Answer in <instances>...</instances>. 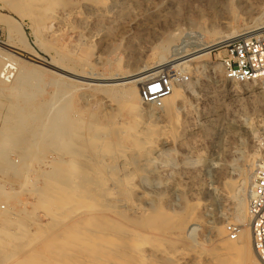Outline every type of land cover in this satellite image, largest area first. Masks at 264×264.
I'll use <instances>...</instances> for the list:
<instances>
[{
  "label": "rangeland",
  "instance_id": "374dc122",
  "mask_svg": "<svg viewBox=\"0 0 264 264\" xmlns=\"http://www.w3.org/2000/svg\"><path fill=\"white\" fill-rule=\"evenodd\" d=\"M63 2L49 1L45 13L33 12L29 18L25 14L30 8L9 10L0 0V42L11 41L22 51L58 61V66L76 73L120 79L135 69L156 66L163 55L171 60L199 44L218 45L226 34L264 26V0ZM218 46L207 61L192 59L190 69L170 63L161 71L181 91L176 98H163L161 106L145 98V87L135 99L124 90L129 84L108 85L104 91L93 85L82 87L19 55L13 66L19 65L24 73L13 76L15 68L11 69L7 81L0 83V131L4 138L20 135L25 149L34 136L41 145L29 155L0 145V185L7 188L0 192V205H5L0 208V264H130L118 249L105 248L104 231L99 232L112 230L110 221L121 224L122 232L111 231L117 233L116 244L127 251L139 245L144 259L137 264H213L207 250L215 248L218 234L228 236L227 225L241 230L237 214L247 200L244 178L252 159L258 163L264 157V79H224ZM4 61L0 59V66ZM182 74L187 80H180ZM111 88L112 95L107 92ZM117 91L123 92L120 97L114 95ZM135 113L157 126L171 124L170 128L134 148L130 139L137 126ZM125 126L130 131L118 141L120 131L126 134ZM15 137L8 140L12 146ZM103 141L110 144L97 153ZM81 147L83 153H76ZM120 147L133 170L131 193L123 194L121 188L125 177L117 156ZM73 156L81 164L62 175L71 195L54 218L34 191L44 190L54 167ZM28 169L36 173L26 176ZM97 172L108 174V179L96 190L89 179ZM113 179L120 183L114 185ZM108 187L119 198L111 197ZM95 240L100 245L96 249ZM233 241H241V235ZM241 259L249 264L245 256Z\"/></svg>",
  "mask_w": 264,
  "mask_h": 264
},
{
  "label": "bare ground",
  "instance_id": "6f19581e",
  "mask_svg": "<svg viewBox=\"0 0 264 264\" xmlns=\"http://www.w3.org/2000/svg\"><path fill=\"white\" fill-rule=\"evenodd\" d=\"M1 1H4L7 5V7L9 8V10H14V11H22L24 10L25 8H30L31 11L28 13V14H25V16L29 17V18H32V14L33 12H39V13H45L47 11V6L49 4V1H52V3H60V0H1ZM63 2V0H62ZM63 5H64V2H63ZM65 7V5H64ZM27 10V9H26ZM25 11V10H24ZM261 13V12H260ZM93 14V13H92ZM59 16V15H58ZM258 16V15H257ZM31 20V19H30ZM261 24V23H260ZM17 27V26H16ZM16 30V29H15ZM262 30H264V26H261V27H258V28H255V29H251L249 31H246L244 33H240V34H233V33H229V34H226L224 36V38L219 42L220 44L222 43H226L228 42L231 38H234L236 36H246V35H249V34H256V33H259L261 32ZM10 39V38H9ZM37 42V41H36ZM12 42H0V59H4L5 61L2 62V65L0 66V83L1 82H6L10 75H11V69H14L15 68V73H13L12 75L14 76L16 73L17 74H23L24 73V70L19 66L17 65V67L13 66L14 64H16V61H18L19 59V55L20 56H23L25 59H30L31 61H34L36 63L39 64V67H42V66H46V67H49L51 70L55 71L58 73V77L62 80H67L68 82H76L77 85H93L94 88L96 87V89L98 90H103L106 89L104 88L105 86H108V85H111V87H115V86H118V85H125V84H129V86L124 89L125 92H127L126 94L129 95L130 98H134L140 94V90H143V87H146L145 85V82L149 79H153L151 78L152 76L154 75H159L161 73L162 70L166 69L165 67H167L168 65H172L170 63H173L172 67H179L181 69H188L189 67V62L192 60V59H195V58H202L203 61H207L208 57H209V53L211 52V49L215 46H218V45H209V44H199L198 47L196 49H194L193 51H190V52H187V53H179L177 56L173 57L171 60H166V58L164 57V55L162 56L160 54V57H161V60L160 62L154 67L152 66V68H147V69H141V70H133L132 73L129 74V76L125 77V78H100V77H90V76H87V75H83V74H80V73H76L74 71H70L72 69H65L64 67L62 66H58L60 64H57L58 61H55L53 59H50L49 61H46V60H43L33 54L30 53H27L26 51H22L20 50L19 48H16L13 46V43L11 44ZM16 49V50H15ZM33 52V51H32ZM3 54L4 55H8V57H3ZM21 60V59H20ZM52 60V61H51ZM58 60V59H57ZM200 62V61H199ZM30 63V62H29ZM208 64V63H207ZM191 66V65H190ZM203 66V65H202ZM37 71L36 72H39L40 68L35 66ZM171 67V68H172ZM48 69V68H47ZM190 69V68H189ZM11 70V71H10ZM45 70V69H44ZM49 70V69H48ZM168 70V69H167ZM185 70V71H186ZM50 71V70H49ZM164 72V71H163ZM169 72V71H168ZM92 74V73H90ZM95 74V73H94ZM93 74V75H94ZM165 74V72H164ZM98 76V74L96 75ZM155 76V78H156ZM57 77V78H58ZM172 78V77H171ZM259 79H264V77H260ZM58 80V79H57ZM19 82V79L17 80V82H15V85L18 84ZM57 83V82H56ZM65 83V82H64ZM63 83V84H64ZM68 84V83H65V85ZM64 86V85H63ZM68 86V85H66ZM90 86V87H91ZM81 87V88H82ZM109 87V86H108ZM76 88V87H75ZM1 89H3V87H1ZM7 89L9 91H11V87H7ZM114 89V88H113ZM112 88L111 89H107V92L109 94H113L114 93V90ZM95 90V89H94ZM182 90V89H181ZM111 91V92H110ZM65 92V91H64ZM63 92V93H64ZM118 92V91H117ZM123 93V92H122ZM121 91L118 92L117 94L115 93L114 95L116 96H121L122 95ZM108 95V94H107ZM181 95V91L179 88H176L174 87L173 85H171V91L169 92L168 95H166L164 98L165 99H171V98H176L178 96ZM129 103V102H128ZM130 106L132 104V102L129 103ZM171 106V105H169ZM171 110V109H170ZM170 113V112H169ZM9 114V113H8ZM175 114V113H174ZM167 115V114H166ZM176 116V115H174ZM19 122L21 124H23L24 122V119L22 118V116H19ZM6 118V117H5ZM174 119V118H173ZM176 119V117H175ZM7 121V120H6ZM170 121V120H169ZM133 122L135 123L136 126V129L134 131V133L132 134V137H131V144L130 145H134L133 147L135 148V145H137V142H140L141 140L145 139L146 137L150 136V135H158L160 132L163 133L166 132L168 130V128H170V125H163V126H157L155 125L153 122H150V121H145V120H142L141 116L139 113H135L134 114V119H133ZM173 122V121H172ZM5 123V122H4ZM73 124V123H72ZM4 126V125H3ZM69 127L70 129H74L73 126L69 125L67 126ZM168 127V128H166ZM4 128V127H3ZM7 130V128H4ZM10 129V128H9ZM15 129V127H14ZM11 130V129H10ZM124 133L126 134H123V131L121 132L120 131V134H118V141H121L122 139H124L126 137V135L128 134V132L130 131V128L125 126V129H124ZM9 131V130H8ZM6 132V131H5ZM12 133L11 134H14L16 131L12 130L11 131ZM122 133V134H121ZM160 133V134H161ZM20 134V133H19ZM23 134V132H21V135ZM16 135V133H15ZM6 136H8L7 134L5 135V138H4V134H3V129L2 131H0V145L4 146V149L6 148H10V149H15V150H20L21 153H24L25 155L26 154H31L35 148H38L41 143H38V138H36L34 136L33 140H32V143L30 144V146L28 148H23L22 145H21V139H20V135H16L15 139V144L14 146H12L10 144V142H8V140H11L12 138H14L12 135L10 138H7ZM10 136V135H9ZM23 136V135H22ZM93 136V135H92ZM91 135L90 136H87L89 140H91L92 137ZM161 136V135H160ZM86 137V138H87ZM97 138V137H96ZM94 140V139H93ZM103 140V139H102ZM97 142V141H96ZM109 143V142H108ZM108 143H105L104 141L101 142L100 144L98 143V146L96 148L97 150V153L100 152L102 150V148L104 149L105 147H107L109 144ZM88 144L90 145L91 142H88ZM93 144V143H92ZM95 144V143H94ZM108 144V145H107ZM96 145V144H95ZM93 145V146H95ZM114 145H117V144H114ZM11 146V147H10ZM131 147V146H130ZM110 148V147H109ZM84 147H81V148H77V152L76 153H83L84 151ZM133 149V148H132ZM140 149V148H139ZM95 150V149H94ZM134 150V149H133ZM136 150V149H135ZM138 150V149H137ZM56 150L54 149V152ZM103 152V151H102ZM107 152V151H106ZM135 152V151H134ZM43 153V152H42ZM56 153V152H55ZM108 154L109 153H112V152H107ZM73 154V153H72ZM59 155V154H58ZM63 155V154H62ZM97 155V154H96ZM107 156V155H106ZM109 156V155H108ZM118 158H120L122 161H123V167H124V177H125V181H124V186H121L122 188V192L124 194L129 192L130 189L129 187H134V184L129 186L130 184V179H131V172H133L132 170V167L130 165V161H128L126 159V150L123 148V147H120L119 149V152H118ZM29 157V156H26V158ZM65 157V156H64ZM72 157V156H70ZM78 158V157H77ZM18 159V158H17ZM22 159V158H21ZM24 159V158H23ZM22 159V160H23ZM32 159V158H31ZM65 159V158H64ZM21 160V161H22ZM58 160V159H57ZM61 160V159H60ZM92 160V159H91ZM110 160V159H109ZM120 161V160H119ZM36 162V161H35ZM121 162V161H120ZM14 163V162H13ZM61 165H56L54 168V172L53 173V176L52 177H49L47 179H45V186H44V190L43 188H36L35 189V193H37L39 195V198L41 201H43L44 205H45V209L47 208L48 210V213L49 215H51L52 217L55 218V216H57V212H59V206L61 205L60 209L62 208L63 206V201L65 200V197H68L69 195H71V190L69 188V186L65 185V184H69V182H65V181H62L61 180V177L62 175H65V172L73 167L74 165H79L81 163H79L73 156L72 159L70 160H61ZM93 163V162H92ZM10 164V163H8ZM19 164V163H18ZM24 164V163H23ZM17 165V164H15ZM29 165V164H28ZM257 165V161H253L252 159V162L249 164V170L244 178V181H245V186H247L248 188V191L250 189V186H251V183H252V178L254 176V173H255V170L253 169V166ZM21 166V165H20ZM24 166V165H23ZM41 166V165H40ZM5 167V166H4ZM15 167V166H14ZM22 167V166H21ZM26 167H29V166H26ZM27 169V168H26ZM14 172L17 171V167H15V169H12ZM19 170V169H18ZM1 171V169H0ZM28 172L26 173V176L27 175H32L34 173H36V170L35 169H28L27 170ZM122 171V170H121ZM18 172V171H17ZM16 172V173H17ZM107 172V171H106ZM122 173V174H123ZM131 174V175H130ZM105 175V174H104ZM104 175H102L101 173H95L94 175H90V183L92 184V187L93 188H97V187H100L102 185H106V178L108 177V174H107V177H105ZM47 176V175H45ZM115 177V176H114ZM119 177V176H118ZM111 178V177H110ZM123 178V177H122ZM24 179V178H23ZM64 179V178H63ZM67 179V178H66ZM108 179V178H107ZM112 179V178H111ZM114 181H111V183H114V185H116V183L118 181H120L119 179H113ZM24 181V180H23ZM43 183V182H42ZM120 183V182H118ZM14 184V183H13ZM31 184V183H30ZM107 185H110V184H107ZM113 185V184H112ZM227 186H229L227 184ZM34 187V186H33ZM68 187V188H67ZM104 187V186H102ZM46 188V190H45ZM107 188V187H106ZM108 193L111 197L113 198H119V195H117L110 187H108ZM120 188V189H121ZM232 188V187H231ZM21 189V188H20ZM94 189V191H95ZM115 189V188H114ZM28 190V189H27ZM97 190V189H96ZM5 191H7V188L0 185V192L3 194L5 193ZM132 191V190H131ZM131 191L129 193H131ZM230 191V190H229ZM107 193V194H108ZM121 193V192H120ZM106 194V193H105ZM106 197V196H105ZM110 197V198H111ZM125 197V196H123ZM246 198H248V194L246 196ZM80 199V198H79ZM127 199V198H125ZM97 200V199H95ZM118 200V199H117ZM122 200V199H121ZM129 200V199H128ZM242 200V199H241ZM244 201V200H243ZM84 202V201H83ZM100 202V200H99ZM122 202V201H121ZM105 203V202H104ZM131 203V202H130ZM132 204V203H131ZM107 205V204H106ZM105 206V205H104ZM108 206V205H107ZM126 206V205H125ZM129 206V205H128ZM132 206V205H130ZM243 206V210L241 212H239L237 214V222L241 225V230H240V233L239 235H241V241H233L231 240L228 236L227 237H224L223 235L221 236L220 234H218V238L216 239L217 240V243H216V246L215 248H213L212 250L208 249L207 251L211 252L210 255H209V258L211 260V262L213 264H243V260L241 259L243 256L246 257V259H248V262L249 264H262L261 261L259 260V258L257 257L256 255V252L254 250V247H253V244H252V234H251V229H250V223H249V216H248V212H247V200L246 202H244V205ZM5 205H0V208H4ZM103 207V206H102ZM241 207V206H240ZM109 208V207H108ZM75 209V208H74ZM77 209V208H76ZM100 209V208H99ZM105 209V208H104ZM107 209V208H106ZM137 210V207L135 208ZM194 209V208H193ZM192 209V210H193ZM93 210V209H92ZM97 210V209H96ZM80 211V210H79ZM106 212V211H105ZM68 213V212H67ZM73 213V212H72ZM82 214V213H81ZM84 214V213H83ZM59 215V214H58ZM64 215V214H63ZM50 216V217H51ZM65 216V215H64ZM73 216V215H72ZM58 217V216H57ZM66 217V216H65ZM71 217V216H69ZM106 217V216H104ZM68 218V217H67ZM5 219V218H4ZM60 219V218H59ZM105 221H107V219H105ZM185 221V220H184ZM64 222V221H63ZM185 223V222H184ZM183 223V224H184ZM187 223V221H186ZM107 224V223H106ZM110 224V227L112 228V230H106L105 231V228L103 230H101L99 233H104L105 235V238L106 240L103 242L105 243V248H109L111 251L112 249L116 248L118 249L117 250V253L120 255H127V257L129 258L128 260H126V262L128 261V263L130 264H137L138 262H140L142 259L144 258H141L139 255H140V248H139V245L138 244H135L134 247H130L131 249L130 250H125L124 247H121L120 245L116 244L115 241H113V238L117 235L118 232H122V228H121V224L117 223L116 221H110L109 222ZM51 225V224H50ZM55 225V223H54ZM53 225V226H54ZM52 226V227H53ZM59 226V225H58ZM57 226V227H58ZM85 227V226H84ZM105 227V224L104 226ZM106 227H109V226H106ZM123 227V226H122ZM142 227V226H141ZM190 227V225H189ZM188 228V227H187ZM53 229V228H52ZM190 229H195V227H190ZM117 231V233H112L111 235V231ZM133 230V229H132ZM144 230V229H143ZM158 230V229H157ZM191 230V231H192ZM110 235H109V234ZM134 233V232H132ZM131 233V234H132ZM223 233V232H222ZM90 234V233H89ZM98 235H102V234H98ZM126 236V235H125ZM45 237V236H44ZM101 237V236H100ZM98 237V238H100ZM30 238V237H29ZM16 239V238H14ZM43 239V238H42ZM97 239V238H95ZM98 240V239H97ZM95 240V241H97ZM103 241V240H102ZM214 242V241H213ZM126 243V242H125ZM157 243V242H156ZM123 244V243H122ZM21 246V244H19ZM214 245V244H213ZM212 245V246H213ZM162 246V245H161ZM100 247L99 245V242H95L93 244V248L96 249ZM78 248V247H77ZM104 248V249H105ZM185 248V247H184ZM212 248V247H211ZM79 249V248H78ZM155 249V248H154ZM166 249V248H165ZM83 250V249H82ZM181 250V249H180ZM183 250V249H182ZM153 251V250H152ZM170 251V250H169ZM76 252V251H75ZM106 253V252H105ZM175 253V252H174ZM179 253V252H178ZM208 253V252H207ZM13 254V253H12ZM62 254V253H61ZM107 254V253H106ZM171 254V253H170ZM200 254V253H199ZM15 255V254H14ZM94 255V254H92ZM143 255L142 257H144V254H141ZM173 255V253H172ZM184 255V254H183ZM73 256V255H72ZM77 256V255H76ZM79 256V255H78ZM153 256V255H152ZM170 256V255H169ZM1 257V256H0ZM120 257V256H119ZM173 257V256H172ZM76 258V257H75ZM74 258V259H75ZM111 258V257H110ZM109 258V259H110ZM123 259L125 257H122ZM77 259V258H76ZM84 259V258H83ZM168 259V258H167ZM90 260V259H88ZM111 260V259H110ZM6 261V260H5ZM104 261V260H103ZM246 261V260H245ZM143 262V261H142ZM6 264V263H5ZM87 264V263H86ZM104 264V263H103ZM113 264V263H112ZM248 264V263H247Z\"/></svg>",
  "mask_w": 264,
  "mask_h": 264
},
{
  "label": "built area",
  "instance_id": "2783aa9c",
  "mask_svg": "<svg viewBox=\"0 0 264 264\" xmlns=\"http://www.w3.org/2000/svg\"><path fill=\"white\" fill-rule=\"evenodd\" d=\"M222 67L224 79L233 82H248L264 77V31L231 38L215 48ZM221 52V53H220ZM181 81L187 80L182 74ZM178 78V77H177ZM145 98L156 106L171 91V76L159 74L145 82ZM247 212L249 216L252 244L257 257L264 264V157L259 159L248 191ZM226 232L235 240L240 233L237 225H227Z\"/></svg>",
  "mask_w": 264,
  "mask_h": 264
}]
</instances>
